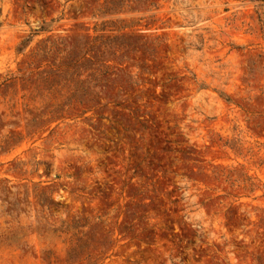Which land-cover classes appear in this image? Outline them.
I'll return each mask as SVG.
<instances>
[{"label":"rangeland","instance_id":"obj_1","mask_svg":"<svg viewBox=\"0 0 264 264\" xmlns=\"http://www.w3.org/2000/svg\"><path fill=\"white\" fill-rule=\"evenodd\" d=\"M259 5L0 0V264H264Z\"/></svg>","mask_w":264,"mask_h":264},{"label":"trees","instance_id":"obj_2","mask_svg":"<svg viewBox=\"0 0 264 264\" xmlns=\"http://www.w3.org/2000/svg\"><path fill=\"white\" fill-rule=\"evenodd\" d=\"M253 2H264V0H252ZM259 8H263L264 7V5H259L258 6Z\"/></svg>","mask_w":264,"mask_h":264}]
</instances>
